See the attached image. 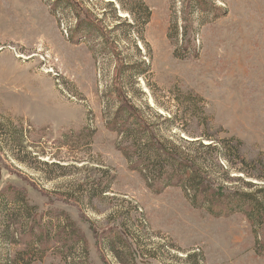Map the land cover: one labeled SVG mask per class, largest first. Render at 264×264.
Masks as SVG:
<instances>
[{
    "label": "rangeland",
    "instance_id": "obj_1",
    "mask_svg": "<svg viewBox=\"0 0 264 264\" xmlns=\"http://www.w3.org/2000/svg\"><path fill=\"white\" fill-rule=\"evenodd\" d=\"M140 1L146 23L76 0L94 30L73 37L53 0H0V264H264V225L148 183L112 129L125 100L214 187L264 189L218 160L264 165V0Z\"/></svg>",
    "mask_w": 264,
    "mask_h": 264
},
{
    "label": "trees",
    "instance_id": "obj_2",
    "mask_svg": "<svg viewBox=\"0 0 264 264\" xmlns=\"http://www.w3.org/2000/svg\"><path fill=\"white\" fill-rule=\"evenodd\" d=\"M190 1L195 4L196 8L203 9L204 3L202 0H188V2ZM112 3H117L122 11L134 19L136 16L140 17L144 21L143 23H146L149 18V9L140 0H113V2H109V5H112ZM52 7L54 9L62 7L66 11L74 13L75 19L78 21L73 31V37L88 35L94 30V26L87 16V11L81 8L80 5H77L76 0H53ZM83 14L86 15L82 16ZM81 16L84 18L82 21L79 20ZM137 113H139L138 110L129 106L125 100H122L117 109L116 119H114L112 129L118 131L125 139H127V136H132L133 134V137H138L136 139L137 141H142L141 143L143 144L138 147L139 150L134 147V153L139 154L136 157L139 159L138 163L142 166V171L148 183L155 178H160L162 182L159 183L161 184L175 181L185 190L192 193L191 202L197 208L205 206L211 213L217 211L220 212V215L225 211L227 213L239 211L259 229L262 228L264 225V189L258 188L252 194H246L243 192L225 193V188L222 186V183L221 185L218 184V187H214V182L210 178L202 177L198 174L196 161L191 162L181 155L180 157L177 156L179 154L172 147L169 148L166 145H159L146 123L140 117L138 118ZM120 114L128 118L127 122L123 121L120 124L117 122ZM130 118L134 120V127L132 128L128 125ZM202 147L208 148L209 145ZM224 147H226L225 151L218 156V160L224 163L225 174L229 177L228 179L237 178L242 182L240 177H230L232 175L231 173L235 172L236 174H242L246 179L256 180L264 184V165L257 166L251 164L252 167L249 170L247 168L249 165L243 159L239 158L236 150L235 153H231V149L233 150V148H229L225 142ZM134 155L131 154L130 157L129 155L126 156L131 160L134 158ZM152 159L157 161L154 167L150 165ZM232 159H236L238 163L233 162ZM245 183L248 187L256 186V184L250 182Z\"/></svg>",
    "mask_w": 264,
    "mask_h": 264
}]
</instances>
